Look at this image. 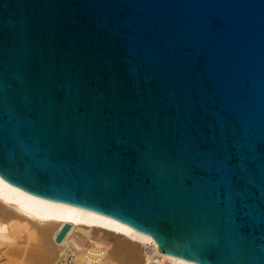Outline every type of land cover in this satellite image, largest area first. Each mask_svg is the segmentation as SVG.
<instances>
[{
  "label": "water",
  "instance_id": "obj_1",
  "mask_svg": "<svg viewBox=\"0 0 264 264\" xmlns=\"http://www.w3.org/2000/svg\"><path fill=\"white\" fill-rule=\"evenodd\" d=\"M0 178L264 264V0H0Z\"/></svg>",
  "mask_w": 264,
  "mask_h": 264
},
{
  "label": "bare ground",
  "instance_id": "obj_2",
  "mask_svg": "<svg viewBox=\"0 0 264 264\" xmlns=\"http://www.w3.org/2000/svg\"><path fill=\"white\" fill-rule=\"evenodd\" d=\"M64 224L70 229L55 242ZM97 248L98 264H195L160 254L154 241L93 211L38 198L0 178V264H62L71 248Z\"/></svg>",
  "mask_w": 264,
  "mask_h": 264
},
{
  "label": "built area",
  "instance_id": "obj_3",
  "mask_svg": "<svg viewBox=\"0 0 264 264\" xmlns=\"http://www.w3.org/2000/svg\"><path fill=\"white\" fill-rule=\"evenodd\" d=\"M83 250L71 248L62 257V264H98L103 253L97 248H88L85 243L80 242Z\"/></svg>",
  "mask_w": 264,
  "mask_h": 264
}]
</instances>
